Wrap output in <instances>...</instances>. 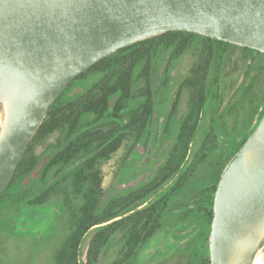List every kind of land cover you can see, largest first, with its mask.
Here are the masks:
<instances>
[{
  "label": "trees",
  "instance_id": "obj_1",
  "mask_svg": "<svg viewBox=\"0 0 264 264\" xmlns=\"http://www.w3.org/2000/svg\"><path fill=\"white\" fill-rule=\"evenodd\" d=\"M233 56L235 63L247 65L245 78L234 101L223 106ZM186 57L190 65L174 83L160 134L161 142L170 139L163 161L147 181L108 195L102 165L126 143L125 159L141 142H155V115L165 110L173 70ZM158 74L162 80L157 83ZM79 84L83 91L67 98ZM206 109L208 126L198 141ZM263 116L264 53L256 50L171 31L102 59L69 83L49 107L0 196V264L9 262L5 239L18 238L11 234V222L55 200L66 234L52 254L54 264H100L113 247L117 253L110 264H136L158 230L194 224L199 231L180 250L186 257L180 264H210L208 238L221 173ZM52 137L54 142L45 146ZM198 173L200 178L188 187Z\"/></svg>",
  "mask_w": 264,
  "mask_h": 264
},
{
  "label": "water",
  "instance_id": "obj_2",
  "mask_svg": "<svg viewBox=\"0 0 264 264\" xmlns=\"http://www.w3.org/2000/svg\"><path fill=\"white\" fill-rule=\"evenodd\" d=\"M182 31L264 53V0H0V196L49 107L78 75L127 46ZM264 116L225 165L213 201L210 264L264 222ZM253 160L247 162V155ZM261 242L232 264H251Z\"/></svg>",
  "mask_w": 264,
  "mask_h": 264
},
{
  "label": "rangeland",
  "instance_id": "obj_3",
  "mask_svg": "<svg viewBox=\"0 0 264 264\" xmlns=\"http://www.w3.org/2000/svg\"><path fill=\"white\" fill-rule=\"evenodd\" d=\"M236 57H232V64L228 68L230 76L223 92V106L234 101L236 91H238L245 78L247 65L235 63ZM190 62L191 59L186 57L173 70L171 78L173 86L167 91L165 110L162 111L161 115L156 114L154 118L152 135L157 133V142H141L125 159L128 147V143H126L108 162L102 165V187L108 195L131 189L137 184L147 181L153 171L163 161V155L169 146L170 139L161 142L160 134L163 131L171 101L174 97V83H177L186 74ZM236 64L237 66H235ZM161 80L162 76L158 74L156 82L158 83ZM84 87L82 84L77 85L71 90L67 98L78 95L83 91ZM184 107L185 102L183 101L180 115L183 114ZM203 116L198 141L203 137L208 126L210 109H206ZM219 133L223 135L222 129H220ZM53 142L54 137L50 138L45 146ZM45 146L39 147L37 153H41ZM35 175L34 173L33 176ZM200 176L201 173L195 175L191 183H188V187L193 185L194 181L199 179ZM63 216L60 210V203L55 200L49 206L29 210L14 219L11 222V230L13 232L11 234L18 236V238L5 239V251L7 253L10 252L7 264H54L52 254L66 234L63 226ZM198 231L199 226L196 224L192 226L163 227L140 250L137 264H180L185 262L186 257L180 255L179 252L185 245L195 241ZM90 235L91 233L86 236L82 246V261L85 260V252ZM263 247L264 244L261 243L259 251ZM116 253L117 247H113L105 257H102L100 264H110Z\"/></svg>",
  "mask_w": 264,
  "mask_h": 264
},
{
  "label": "bare ground",
  "instance_id": "obj_4",
  "mask_svg": "<svg viewBox=\"0 0 264 264\" xmlns=\"http://www.w3.org/2000/svg\"><path fill=\"white\" fill-rule=\"evenodd\" d=\"M11 107H12V100L10 97L0 98V137L7 125ZM246 158H247V162H251L253 160V154L249 153ZM256 238L257 240L253 241L254 234H252L251 229H245V231H243L242 233H239L236 236L232 244V247H231L230 264L233 263L237 255L249 250L258 241L264 244V222ZM251 264H264V247L261 249V251H259V249L257 250L255 257L253 258V261Z\"/></svg>",
  "mask_w": 264,
  "mask_h": 264
},
{
  "label": "flooded vegetation",
  "instance_id": "obj_5",
  "mask_svg": "<svg viewBox=\"0 0 264 264\" xmlns=\"http://www.w3.org/2000/svg\"><path fill=\"white\" fill-rule=\"evenodd\" d=\"M155 141L157 142V139L155 138ZM159 231V230H158ZM140 253V252H139ZM137 260H138V258H137ZM136 264H137V262H136Z\"/></svg>",
  "mask_w": 264,
  "mask_h": 264
}]
</instances>
